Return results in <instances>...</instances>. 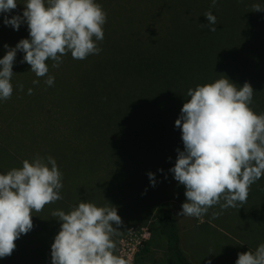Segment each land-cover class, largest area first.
Returning <instances> with one entry per match:
<instances>
[{"label": "rangeland", "instance_id": "1", "mask_svg": "<svg viewBox=\"0 0 264 264\" xmlns=\"http://www.w3.org/2000/svg\"><path fill=\"white\" fill-rule=\"evenodd\" d=\"M17 2V9L6 14L9 18L22 15L25 0ZM96 2L107 14L104 39L97 42L100 53L84 60L73 59L69 53L62 57L59 68L47 61L49 75L55 77L53 86L45 84L46 77L33 85L38 78L30 65L21 63L24 53L17 52L12 97L0 100V174L22 167L25 159L51 156L63 174V199L33 212V229L15 241L12 255L0 258V264H51V244L60 230V221L52 212H68L81 201L117 207L124 222L121 236L114 238L118 249L119 241L130 237V232V242L140 241L129 264H167L165 242L156 223L160 207L171 210L178 220L181 246L192 264H208L209 260L211 264H235L239 253L255 251L264 243V193H259L258 181L241 208H228L213 219L212 213L221 211L215 206L202 221L179 216L186 202L185 188L170 169L177 149L183 151L184 147L175 121L185 101L171 100L169 109L163 104L159 107L161 99L153 103L143 91L144 83L130 78L124 90L129 98H103L96 95L101 84L95 75L110 63L123 62L129 49L126 37L135 30L141 32L136 22L152 19L184 22L178 23L184 27L181 31L200 39L197 55L207 57L213 66L204 74L209 78L247 67L264 72V11H253L254 4L264 7V0H217L214 8L211 0ZM209 10L217 18L216 32L207 27L204 14ZM4 16L0 14V58L7 51L5 44L15 47L29 38L26 24L14 30L4 25ZM157 26L149 24L160 35ZM173 31L165 28L164 35ZM252 75L257 84L256 74ZM19 84L24 85L23 91ZM29 88L33 89L31 95ZM149 172L155 174V186Z\"/></svg>", "mask_w": 264, "mask_h": 264}, {"label": "clouds", "instance_id": "2", "mask_svg": "<svg viewBox=\"0 0 264 264\" xmlns=\"http://www.w3.org/2000/svg\"><path fill=\"white\" fill-rule=\"evenodd\" d=\"M217 0H211L215 7ZM22 15L8 17L18 7L17 0H0L3 23L19 30L26 24L29 38L21 39L0 58V100L13 94V66L17 52L24 53L21 63L45 84L53 86L47 61L59 68L62 57L71 54L84 60L99 54L97 42L103 41L107 14L96 0H25ZM253 11H264L254 4ZM210 32H216L217 18L209 10L204 14ZM205 26L202 24V27ZM24 90V85L19 84ZM254 89L249 82L242 86L222 75L211 83L189 88L190 99L183 103L175 127L181 131L183 151L170 169L175 181L185 188L186 202L179 216L202 221L209 209L218 218L223 210L242 207L251 186L264 177V113L257 114L250 105ZM33 94V89H28ZM162 171V170H161ZM152 186L155 174L148 173ZM63 174L56 160L37 155L22 161V167L0 174V258L12 255L15 241L29 233L33 212L63 199ZM52 216L60 221V230L51 244V264H129L119 254L116 237L121 236L123 220L117 207L110 203L97 206L81 201L68 212L55 210ZM211 264V261H208ZM235 264H264V243L255 251L238 254Z\"/></svg>", "mask_w": 264, "mask_h": 264}, {"label": "trees", "instance_id": "3", "mask_svg": "<svg viewBox=\"0 0 264 264\" xmlns=\"http://www.w3.org/2000/svg\"><path fill=\"white\" fill-rule=\"evenodd\" d=\"M173 20H163L161 23L154 19L136 22L140 25L141 32L135 30L126 37L129 49L124 56L125 60L110 63V66L97 70L95 78L101 85L96 95L116 100L129 98V93L124 90L130 78L132 81L143 82V91L152 98V102L156 103L157 99H161L157 101V106L162 107L163 104L166 109L171 100L184 102L190 99L187 96L189 88L195 89L197 85L221 78L219 73H214L212 78L204 75L212 71L210 67L213 66L207 57L197 55L196 48L200 39L181 31L184 27H180L178 23H184L183 21ZM148 23L150 26L157 24L162 34L158 35L157 31L151 30L153 28L149 27ZM169 27L174 31L164 35L165 28ZM143 30H146L147 34H143ZM253 73L257 76V84ZM223 75L238 86L249 82L255 91L250 107L257 114L264 113V88H257V85L264 86V72L259 68L247 67L225 71ZM85 86L93 88L90 83ZM258 183L259 193H264V177L258 180ZM156 223L157 231L165 242L167 264H192L182 249L181 229L173 212L165 207L158 208Z\"/></svg>", "mask_w": 264, "mask_h": 264}, {"label": "built area", "instance_id": "4", "mask_svg": "<svg viewBox=\"0 0 264 264\" xmlns=\"http://www.w3.org/2000/svg\"><path fill=\"white\" fill-rule=\"evenodd\" d=\"M131 232H130V237H128L127 239H121L119 241V254L123 255L129 262L131 261L132 256L134 255V253L136 251H138V246L140 244V241L137 242V240L134 242L132 240V242H130L131 239ZM144 238V237H141Z\"/></svg>", "mask_w": 264, "mask_h": 264}]
</instances>
